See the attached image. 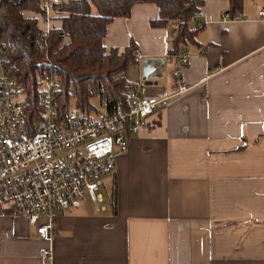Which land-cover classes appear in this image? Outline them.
Instances as JSON below:
<instances>
[{"label": "crops", "instance_id": "0c3cea01", "mask_svg": "<svg viewBox=\"0 0 264 264\" xmlns=\"http://www.w3.org/2000/svg\"><path fill=\"white\" fill-rule=\"evenodd\" d=\"M263 5L244 0L230 20L229 0H204L191 21L203 23L196 43L180 51L188 52L185 78L194 87L131 135L104 178L110 205L96 210L85 199L60 213L50 242L0 208V264H264ZM158 15L155 3H136L102 40L107 49L135 44L141 58L122 75L129 85L144 80L155 97L171 92L177 65L169 53L176 25L153 27Z\"/></svg>", "mask_w": 264, "mask_h": 264}, {"label": "built area", "instance_id": "2783aa9c", "mask_svg": "<svg viewBox=\"0 0 264 264\" xmlns=\"http://www.w3.org/2000/svg\"><path fill=\"white\" fill-rule=\"evenodd\" d=\"M66 1L41 0L36 19L42 33L54 28L56 6ZM205 17L206 22L211 19ZM258 17L264 21V9ZM135 56L141 58L137 50ZM175 56L168 94L149 96L140 80L124 89L118 101L85 113L71 106L61 115L55 101L60 78L43 73L37 78L39 116L29 123L26 93L0 44V208L24 218L46 242L54 236L60 213L87 198L102 210L104 178L116 169V158L127 151L131 135L151 114L194 87L185 78L188 52ZM43 256L51 260V250L45 248Z\"/></svg>", "mask_w": 264, "mask_h": 264}, {"label": "trees", "instance_id": "16d2710c", "mask_svg": "<svg viewBox=\"0 0 264 264\" xmlns=\"http://www.w3.org/2000/svg\"><path fill=\"white\" fill-rule=\"evenodd\" d=\"M40 2L0 0V44L26 93L24 110L29 123L39 116L37 78L43 73L60 78L55 101L61 115L71 106L82 113L94 111V99L98 105H107L121 98V92L129 86L122 74L136 63L135 44L122 50L107 49L102 40L107 25L116 17L129 16L134 4L150 2L158 6L159 15L150 22L153 27L175 23V33L169 40L171 55L196 43V35L203 28V23L192 27L191 21L204 0H68L59 3L54 12L53 17L62 21L61 28L44 34L36 18L22 13L40 12ZM243 3L229 0L225 17H240Z\"/></svg>", "mask_w": 264, "mask_h": 264}, {"label": "rangeland", "instance_id": "374dc122", "mask_svg": "<svg viewBox=\"0 0 264 264\" xmlns=\"http://www.w3.org/2000/svg\"><path fill=\"white\" fill-rule=\"evenodd\" d=\"M93 103L97 109L100 107V105H98V101L96 99L93 100ZM111 185L112 184L110 183V178L105 179V188L102 189V194H103V198H104L103 203H105L108 206L110 205V202H111V194H112ZM87 199L85 201H87Z\"/></svg>", "mask_w": 264, "mask_h": 264}]
</instances>
